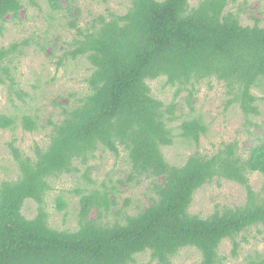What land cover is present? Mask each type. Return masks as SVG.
Here are the masks:
<instances>
[{
  "label": "trees",
  "instance_id": "trees-1",
  "mask_svg": "<svg viewBox=\"0 0 264 264\" xmlns=\"http://www.w3.org/2000/svg\"><path fill=\"white\" fill-rule=\"evenodd\" d=\"M42 1L51 22L36 38L37 45L55 55L58 44L53 40L64 41L56 28L61 19L65 29L76 32L63 42L65 54L57 66L86 58L91 69L84 79L87 92L67 103L55 119L42 125L28 113L0 115V130L21 126L29 133L49 132L48 144L35 145L33 156L10 143L18 174L0 184V264H136L144 254L156 264H171L188 248L200 253V264H222L219 250L227 240L237 257L239 238L264 227V192L258 194L250 185L251 175L264 177V143L247 154L238 142L222 143L212 156L202 154L198 147L208 126L199 116L179 115L178 100L186 94L193 109L198 87L217 83L230 97L228 106H239L246 116L259 115L253 91L264 88L260 21L242 25V10L228 9L235 0H199L194 6L191 0H129L125 13L107 9L91 14L87 26L79 27L82 11L70 0H0V37L8 22L20 21L25 8L42 10ZM32 41L0 48V86L8 88L13 106L23 98L15 88L12 64L33 49ZM160 79L173 93L169 103L149 85ZM177 139L195 150L183 164L171 163L164 153ZM98 152L117 158L124 154L130 168L126 180L118 182H148L149 203L131 211L125 209L131 206L126 199L117 210L116 185L81 189L77 229L52 227L46 200L53 181L85 170L91 183L90 164ZM222 180L245 187L247 203L207 217L191 213L197 191ZM29 201L38 206L31 219L23 213ZM54 202L58 212L66 210L62 196ZM251 264H264V259Z\"/></svg>",
  "mask_w": 264,
  "mask_h": 264
},
{
  "label": "rangeland",
  "instance_id": "rangeland-1",
  "mask_svg": "<svg viewBox=\"0 0 264 264\" xmlns=\"http://www.w3.org/2000/svg\"><path fill=\"white\" fill-rule=\"evenodd\" d=\"M74 7L82 11L79 27H85L90 22L91 14L105 13L107 9L118 14L125 13L131 6L129 0H70ZM162 1V0H160ZM199 0H191L194 6ZM228 9L242 10L240 20L244 26H253L260 21L264 27V0H235ZM76 11H74V14ZM11 18H8L10 21ZM49 20V9L42 1V10L34 7L25 8L20 14L18 23L8 22L3 37H0V48L8 46L14 41L30 39L32 50L26 51V56L17 58L12 66L17 81L15 88L21 93L23 101L17 100L13 106L10 102L9 91L6 86H0V115L32 114L37 116L42 125L49 118L55 119L68 103L74 102L87 91L84 79L89 75L91 66L86 58L75 61L69 60L63 66H57L59 59L65 54L63 42H70L75 30L65 29V21L59 20L56 25L57 33H61L64 41L57 42L58 50L55 55L51 49L42 50L37 45L39 35L46 31ZM64 28V29H63ZM55 33V32H54ZM51 55V57H49ZM165 80L149 82L153 94L166 103L172 98V91L165 87ZM258 97L256 103L259 115L246 116L237 105L228 106L230 97L221 84L212 83L198 87V94L193 100V109L186 103L185 96L178 100L179 115L199 116L208 126V134L201 137L198 150L202 154L212 156L222 143L238 142L242 151L249 153L253 145L264 143V88L253 91ZM15 98V97H14ZM48 130L29 133L21 126L16 130H0V184L4 180L16 179L18 171L11 154L10 143L21 150L22 153L33 156L32 149L35 145L41 147L48 144ZM195 152L194 147H189L177 139L176 144L164 148L167 160L173 164H183L190 155ZM89 172L91 183L85 179V170L73 176H62L53 181L54 190L46 200V210L50 214L52 227L56 229L76 230L78 227V213L80 211L81 189L86 192L92 188L101 189L103 185L113 187L116 185L118 194L117 210L125 207L126 199L131 200V211L140 206L143 210L149 203L146 199L148 182L142 185L130 184L125 186L120 181H125V174L129 171L125 155L119 158L109 152H98L91 162ZM250 185L254 192H264V177L260 174L250 176ZM62 196L67 203L66 210L58 212L54 200ZM247 191L245 187L231 181L222 180L206 185L197 191L191 207V213L202 217L210 216L217 209L224 207H239L247 203ZM134 208V209H131ZM38 206L29 201L26 203L23 213L28 218L37 214ZM130 211V212H131ZM245 239V240H244ZM241 248L237 257L232 256V243L224 241L219 253L223 258L222 264H251L252 260L264 259V227L254 228L239 238ZM136 264H156L151 261L149 254L139 255ZM200 253L194 248L182 250L171 264H200Z\"/></svg>",
  "mask_w": 264,
  "mask_h": 264
}]
</instances>
